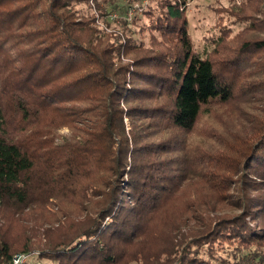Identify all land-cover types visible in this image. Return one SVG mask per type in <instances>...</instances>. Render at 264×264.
I'll use <instances>...</instances> for the list:
<instances>
[{"label": "trees", "instance_id": "16d2710c", "mask_svg": "<svg viewBox=\"0 0 264 264\" xmlns=\"http://www.w3.org/2000/svg\"><path fill=\"white\" fill-rule=\"evenodd\" d=\"M190 1L0 0V264H264V0Z\"/></svg>", "mask_w": 264, "mask_h": 264}, {"label": "rangeland", "instance_id": "374dc122", "mask_svg": "<svg viewBox=\"0 0 264 264\" xmlns=\"http://www.w3.org/2000/svg\"><path fill=\"white\" fill-rule=\"evenodd\" d=\"M123 1V0H121ZM247 6L243 3V0H191L188 5V17L190 21V32L193 36V41L197 47L201 46L203 42V36L210 33L214 30V24L216 18L218 17L219 12H230L239 11L240 13L247 10ZM228 10V11H226ZM234 29L232 32H238L242 29L243 25L240 23L231 25ZM127 61V58L124 59ZM213 118L205 120L207 124L212 122ZM59 134L68 136L70 131L68 127L61 128ZM60 141V138H57ZM53 203H57L56 200ZM49 210L56 211L57 207L49 204ZM36 220L42 221V219H36L33 221L30 220V225L33 227V224ZM47 226H51L49 223H44L42 227H29L28 235L32 239V243L35 245L43 244L45 242L44 230ZM18 253V252H17Z\"/></svg>", "mask_w": 264, "mask_h": 264}, {"label": "built area", "instance_id": "2783aa9c", "mask_svg": "<svg viewBox=\"0 0 264 264\" xmlns=\"http://www.w3.org/2000/svg\"><path fill=\"white\" fill-rule=\"evenodd\" d=\"M30 257V253L28 252H18L15 253L11 260L7 262L6 264H22L26 262Z\"/></svg>", "mask_w": 264, "mask_h": 264}]
</instances>
